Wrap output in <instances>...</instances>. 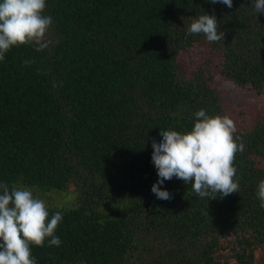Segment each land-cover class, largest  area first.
Listing matches in <instances>:
<instances>
[{"label": "trees", "instance_id": "trees-1", "mask_svg": "<svg viewBox=\"0 0 264 264\" xmlns=\"http://www.w3.org/2000/svg\"><path fill=\"white\" fill-rule=\"evenodd\" d=\"M46 5L49 47L0 61V184L29 187L49 219L63 217L58 247H32L36 264H263L264 14L252 0ZM204 13L224 40L188 35ZM200 109L236 123L239 191L208 200L174 177L160 200L152 142L161 129L190 131Z\"/></svg>", "mask_w": 264, "mask_h": 264}, {"label": "clouds", "instance_id": "clouds-1", "mask_svg": "<svg viewBox=\"0 0 264 264\" xmlns=\"http://www.w3.org/2000/svg\"><path fill=\"white\" fill-rule=\"evenodd\" d=\"M207 2L233 6V0ZM46 7V0H0V61L14 47L28 45L37 52L49 47L48 32L54 21L44 14ZM252 8L256 14H264V0H252ZM218 27L215 15L204 13L192 20L187 32L203 34L207 42L214 43L224 40ZM194 116L190 131L161 129V142H152L151 159L158 181L151 191L160 200L172 199L161 185L174 177L186 185L191 183L192 191L208 200L239 191L235 159L245 144L236 135V123L228 115H209L204 109ZM256 195L264 208V180L259 181ZM62 218L56 212L49 219L48 204L29 187L0 184V264H36L32 247H43L46 240L49 246L58 247L61 241L55 232Z\"/></svg>", "mask_w": 264, "mask_h": 264}, {"label": "rangeland", "instance_id": "rangeland-1", "mask_svg": "<svg viewBox=\"0 0 264 264\" xmlns=\"http://www.w3.org/2000/svg\"><path fill=\"white\" fill-rule=\"evenodd\" d=\"M226 84H227L226 81L218 84V89H219V91L221 93V96L223 98L224 97H226V98L227 97H231V95H232L231 94L232 87H230V86H228ZM234 95H236V94H234ZM248 97H249L248 95L246 97H244V95L241 94L240 101L243 102V103H249L250 101L256 99L255 101H257L259 105L263 104L262 103L263 101H261L262 95H256V96L255 95H251L249 98ZM262 263L264 264V262H262Z\"/></svg>", "mask_w": 264, "mask_h": 264}]
</instances>
